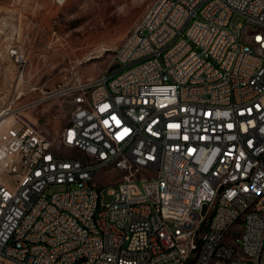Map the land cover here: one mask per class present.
<instances>
[{
	"label": "built area",
	"instance_id": "built-area-1",
	"mask_svg": "<svg viewBox=\"0 0 264 264\" xmlns=\"http://www.w3.org/2000/svg\"><path fill=\"white\" fill-rule=\"evenodd\" d=\"M263 30L264 0H155L113 68L52 93L76 90L55 136L0 110V264H264Z\"/></svg>",
	"mask_w": 264,
	"mask_h": 264
},
{
	"label": "rangeland",
	"instance_id": "rangeland-1",
	"mask_svg": "<svg viewBox=\"0 0 264 264\" xmlns=\"http://www.w3.org/2000/svg\"><path fill=\"white\" fill-rule=\"evenodd\" d=\"M153 1L0 0V110L38 121L55 136L69 119L64 101L69 99L52 93L75 73L95 77L113 68L114 50ZM245 21L239 13L231 18L233 24ZM13 49L25 55L23 65L11 55ZM119 174L106 167L95 179ZM107 184L105 203L113 200Z\"/></svg>",
	"mask_w": 264,
	"mask_h": 264
},
{
	"label": "bare ground",
	"instance_id": "bare-ground-1",
	"mask_svg": "<svg viewBox=\"0 0 264 264\" xmlns=\"http://www.w3.org/2000/svg\"><path fill=\"white\" fill-rule=\"evenodd\" d=\"M246 20L253 19V12H241ZM230 33H237V26H230ZM166 37V29L165 28H151L145 29V36L137 38L135 40V44H133V51H140V49L144 47L150 46V38H165ZM263 44H264V30H263ZM62 95H55V97H59ZM63 97L71 100L76 97V90H65L63 91ZM107 164H99L95 166L94 170V179L96 173L103 168H106ZM240 222V215H230L229 223H237ZM230 261H238V254H230ZM202 264H228V257L225 255H217V259L208 258L205 263Z\"/></svg>",
	"mask_w": 264,
	"mask_h": 264
}]
</instances>
